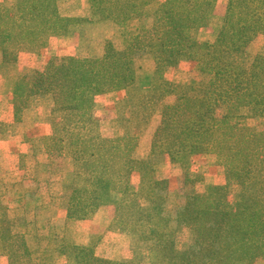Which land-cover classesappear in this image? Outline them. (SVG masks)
Wrapping results in <instances>:
<instances>
[{
	"label": "trees",
	"instance_id": "1",
	"mask_svg": "<svg viewBox=\"0 0 264 264\" xmlns=\"http://www.w3.org/2000/svg\"><path fill=\"white\" fill-rule=\"evenodd\" d=\"M89 4L92 16L113 21L122 40L120 49L101 57H53L44 71L29 70L12 88L16 118L34 96L53 99L51 135L42 152H61L73 160L74 169L65 173L63 183L70 194L66 217L87 221L102 207L112 206V225L129 232L136 248L151 242V251L161 256L162 264H224L243 253L252 263V256L264 248V127L245 125L238 107L264 118V46L252 61L244 62L248 45L264 32V0H230L214 43L196 38V26L212 11V0H89ZM142 15H149L152 26L121 31ZM74 22L61 16L57 0H16L0 11L3 63L15 62L20 52L40 53ZM140 50L153 61L149 92L136 85L141 75L134 54ZM193 52L200 54L194 69L197 80L174 84L164 78L168 68ZM118 91H125L132 115L142 111L148 116L145 122L157 109L161 114L150 154L138 162L141 180L135 191L130 190L129 177L136 165L138 136L130 130L103 138L92 114L97 95ZM132 92L139 97L135 105ZM169 95L173 101L161 103ZM222 104L228 105L227 114L234 115L235 123L227 116L216 117ZM157 149L171 163L185 166L192 154H213L226 167L228 182L237 181V200L233 204L227 200L228 185L207 186L203 193L189 192L181 211L172 215L159 201L164 181L151 175ZM183 231L190 233V240L182 246L176 237ZM91 239L80 245L64 233L53 239L56 248L50 253L31 250L24 239L18 241L10 229L0 226V255L8 264H54L56 253L75 264H124L97 257Z\"/></svg>",
	"mask_w": 264,
	"mask_h": 264
},
{
	"label": "rangeland",
	"instance_id": "2",
	"mask_svg": "<svg viewBox=\"0 0 264 264\" xmlns=\"http://www.w3.org/2000/svg\"><path fill=\"white\" fill-rule=\"evenodd\" d=\"M212 1V11L196 26V38L200 43L216 41L230 0ZM15 2L16 0H0V11L13 6ZM57 8L61 16L76 19V22L68 26L64 35L51 38L40 53L20 52L13 63H3L0 53V226L2 229H10L18 241L24 239L25 246L31 250L45 249L51 253L56 248L53 241L65 233L80 245L89 243L92 238L95 255L106 260L124 264H162L161 256L151 251V242L138 243L136 248L132 245L129 232L112 225L115 215L112 206L102 207L87 221H71L66 217L70 194L63 183L65 173L74 169L73 160L61 152H42V146L49 142L53 125L52 97L36 95L19 118L14 114L11 104L12 88L16 80L29 70L44 71L53 57H101L108 50L121 47L122 40L116 33L113 21L99 20L92 16L89 0H57ZM150 26L152 19L149 15H142L121 31ZM263 46L264 32H261L248 45L244 62L248 64L252 61L263 50ZM199 58L200 54L197 52L180 58L174 67L165 71L164 78L174 84L197 80L194 69ZM134 63L137 73L141 75L136 85L142 91H151L153 61L150 54L142 50L136 51ZM138 98L136 93H131L132 104H137ZM128 99L125 91L97 95L93 101L92 114L103 138L122 136L130 130V133L138 136L133 151L136 165L129 177L130 190L135 191L141 180V165L138 162L145 161L150 154L152 137L160 124L161 114L157 109L145 122L148 116L144 112L132 115ZM173 99L174 96L169 95L161 103H170ZM227 113V104H222L215 110L216 117L227 116L231 123H235L234 115ZM238 113L242 115L241 120L245 125L252 128L264 127V118L249 108L239 106ZM138 119L142 123H138ZM40 137L47 139L44 142L43 139H38ZM152 159L155 163L151 169L152 178L164 181V188L159 191V201L172 215L181 211L189 192L195 190L203 193L207 186L228 185L227 200L231 204L239 196L237 181L231 179L228 182L226 167L217 162L211 153L192 154L187 166L171 163L170 157L161 154L159 149ZM187 167L188 171L185 172ZM7 224L11 228H7ZM1 235L4 236L5 233L1 231ZM176 238L177 244L183 246L189 242L190 233L179 232ZM260 252L259 256L251 255L254 258L250 264H264V248ZM247 258L246 253L232 255L224 264H248ZM0 264H8L7 257L0 255ZM54 264L75 263L56 253Z\"/></svg>",
	"mask_w": 264,
	"mask_h": 264
},
{
	"label": "crops",
	"instance_id": "3",
	"mask_svg": "<svg viewBox=\"0 0 264 264\" xmlns=\"http://www.w3.org/2000/svg\"><path fill=\"white\" fill-rule=\"evenodd\" d=\"M10 175V174H9Z\"/></svg>",
	"mask_w": 264,
	"mask_h": 264
}]
</instances>
